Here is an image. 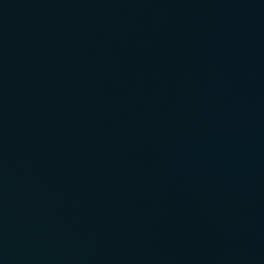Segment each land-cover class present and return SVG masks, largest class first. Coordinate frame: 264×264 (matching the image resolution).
<instances>
[{"label": "water", "instance_id": "95a60500", "mask_svg": "<svg viewBox=\"0 0 264 264\" xmlns=\"http://www.w3.org/2000/svg\"><path fill=\"white\" fill-rule=\"evenodd\" d=\"M0 264H264V0H0Z\"/></svg>", "mask_w": 264, "mask_h": 264}]
</instances>
